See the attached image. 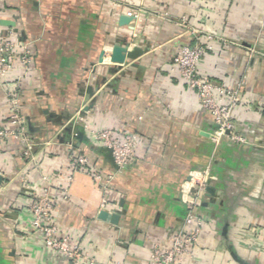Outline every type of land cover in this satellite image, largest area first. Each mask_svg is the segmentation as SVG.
<instances>
[{
    "label": "crops",
    "instance_id": "1",
    "mask_svg": "<svg viewBox=\"0 0 264 264\" xmlns=\"http://www.w3.org/2000/svg\"><path fill=\"white\" fill-rule=\"evenodd\" d=\"M9 35L32 58L17 93L34 149L28 159L17 141L0 147V264H73L30 224L44 190L58 235L86 258L76 264H149L183 223V186L206 170L211 191L200 198L204 226L190 264H240L231 254L264 264V0H1L0 39ZM208 35L213 49L198 72L237 91L242 144H215L212 117L172 65ZM114 46L141 54L112 63ZM9 90L0 85L2 125ZM89 129L135 135L134 160L117 168ZM73 157L109 179L104 189L73 170Z\"/></svg>",
    "mask_w": 264,
    "mask_h": 264
},
{
    "label": "built area",
    "instance_id": "2",
    "mask_svg": "<svg viewBox=\"0 0 264 264\" xmlns=\"http://www.w3.org/2000/svg\"><path fill=\"white\" fill-rule=\"evenodd\" d=\"M1 1V0H0ZM129 17H135L133 12ZM212 35L207 36L208 43H198L194 46H185L172 58V65L180 77L196 91L200 107L213 119L214 133L212 140L216 145L228 138L232 143L242 144L243 138L233 128L232 117L240 103L237 91L217 85L208 78L201 76L198 72L199 61L213 48L209 44ZM32 65L29 50L13 40L12 35L6 39H0V85L11 88L6 92L8 113L4 125L0 124V147L8 141L14 140L25 146L23 155L31 159L34 143L29 139L26 131L25 120L21 115L18 103V88L21 80L27 78ZM17 74L16 78L10 80L9 76ZM226 100V102H224ZM83 111V110H82ZM83 122L84 118L78 115ZM87 129V127L85 126ZM93 142L107 149L111 155L114 165L121 169L134 160V149L137 143L135 135H125L119 139L111 130L96 131L88 130ZM73 170H83L97 183L101 189L107 185L109 179L101 174L86 168L85 157L71 158ZM210 182L209 171L193 173L189 182L183 186L184 206L186 215L181 227L176 230L170 238L167 249L154 247L149 255V264H190L195 249L199 245L204 222L198 216L200 198L205 194ZM106 200L101 206L104 207ZM32 215L31 226L40 233L45 245L58 253L65 255L73 264L85 260L81 248L73 244L69 237L58 235L57 228L52 224V205L49 201V191L44 190L42 196L29 207ZM122 264V263H116Z\"/></svg>",
    "mask_w": 264,
    "mask_h": 264
},
{
    "label": "water",
    "instance_id": "3",
    "mask_svg": "<svg viewBox=\"0 0 264 264\" xmlns=\"http://www.w3.org/2000/svg\"><path fill=\"white\" fill-rule=\"evenodd\" d=\"M133 17H121L120 24L124 25L128 23L130 20H132ZM141 54V51L139 49H134L132 52H127L125 48L120 46H114L112 48V53L110 56V61L112 63L116 64H122L125 62V60H134ZM1 180V177H0ZM207 192H210L211 190L209 187L206 188ZM98 218L102 221H109L111 224L116 225L119 221V216L116 214L109 215L105 211H101L99 213ZM232 258L237 261L238 263L242 264V262L237 259V257L234 254H231Z\"/></svg>",
    "mask_w": 264,
    "mask_h": 264
}]
</instances>
